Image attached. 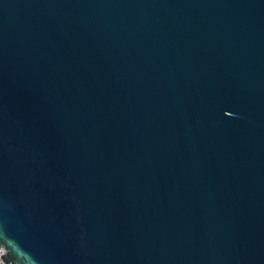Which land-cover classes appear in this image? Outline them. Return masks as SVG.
Segmentation results:
<instances>
[{
    "label": "water",
    "instance_id": "water-1",
    "mask_svg": "<svg viewBox=\"0 0 264 264\" xmlns=\"http://www.w3.org/2000/svg\"><path fill=\"white\" fill-rule=\"evenodd\" d=\"M0 246L264 264V0H0Z\"/></svg>",
    "mask_w": 264,
    "mask_h": 264
},
{
    "label": "built area",
    "instance_id": "built-area-1",
    "mask_svg": "<svg viewBox=\"0 0 264 264\" xmlns=\"http://www.w3.org/2000/svg\"><path fill=\"white\" fill-rule=\"evenodd\" d=\"M5 252V248L3 246H0V264H13L12 261L7 259L5 255H3Z\"/></svg>",
    "mask_w": 264,
    "mask_h": 264
}]
</instances>
